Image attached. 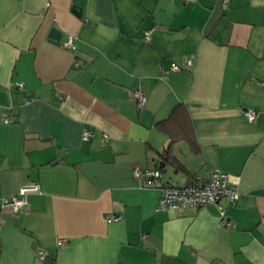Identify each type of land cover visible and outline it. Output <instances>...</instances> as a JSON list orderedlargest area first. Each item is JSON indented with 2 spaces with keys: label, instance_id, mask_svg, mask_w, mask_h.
I'll return each mask as SVG.
<instances>
[{
  "label": "crops",
  "instance_id": "1",
  "mask_svg": "<svg viewBox=\"0 0 264 264\" xmlns=\"http://www.w3.org/2000/svg\"><path fill=\"white\" fill-rule=\"evenodd\" d=\"M213 170L230 226L156 209ZM0 264H264V0H0Z\"/></svg>",
  "mask_w": 264,
  "mask_h": 264
},
{
  "label": "built area",
  "instance_id": "2",
  "mask_svg": "<svg viewBox=\"0 0 264 264\" xmlns=\"http://www.w3.org/2000/svg\"><path fill=\"white\" fill-rule=\"evenodd\" d=\"M144 38L146 40L149 39V31H145ZM72 42L73 39L69 36L68 39L63 42V45L68 48H73ZM191 61L190 57H183L181 62L185 65H190ZM169 68L171 70H179L181 65L172 61ZM18 85H20V83H18ZM131 93L136 107H142L146 101L144 92L140 88H136L132 90ZM245 115L249 121H252L255 117V110L247 109L245 110ZM89 136V130H83L82 138L87 139ZM132 174L137 178L144 179V184L146 185H153L154 181L161 176L160 171L156 167H134L132 169ZM38 188L39 186L37 183H33L29 186H22L16 194L5 198L4 203L7 204L13 212H18L26 204V193L30 190H37ZM238 195L239 192L235 185L234 178L223 171L213 170L203 181L192 182L184 186L161 185L156 209L164 210L177 207H190L196 209L206 205H214L220 216V224L228 227L231 223L225 217V204H234ZM115 218V216H111L108 220ZM43 255L44 252L39 251V256L43 257Z\"/></svg>",
  "mask_w": 264,
  "mask_h": 264
},
{
  "label": "water",
  "instance_id": "3",
  "mask_svg": "<svg viewBox=\"0 0 264 264\" xmlns=\"http://www.w3.org/2000/svg\"><path fill=\"white\" fill-rule=\"evenodd\" d=\"M74 12L79 13V8L78 7H73L72 8ZM49 37L52 38L54 41L58 42L60 39V32L56 29V28H51L49 33H48ZM158 166V162H154L153 163V167H157Z\"/></svg>",
  "mask_w": 264,
  "mask_h": 264
},
{
  "label": "trees",
  "instance_id": "4",
  "mask_svg": "<svg viewBox=\"0 0 264 264\" xmlns=\"http://www.w3.org/2000/svg\"><path fill=\"white\" fill-rule=\"evenodd\" d=\"M165 155H169V146L163 152Z\"/></svg>",
  "mask_w": 264,
  "mask_h": 264
}]
</instances>
